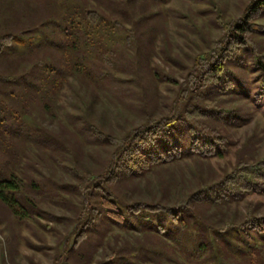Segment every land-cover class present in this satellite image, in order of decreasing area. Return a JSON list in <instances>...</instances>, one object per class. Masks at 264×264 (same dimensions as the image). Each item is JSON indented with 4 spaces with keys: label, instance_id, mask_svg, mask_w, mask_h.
I'll list each match as a JSON object with an SVG mask.
<instances>
[{
    "label": "trees",
    "instance_id": "obj_1",
    "mask_svg": "<svg viewBox=\"0 0 264 264\" xmlns=\"http://www.w3.org/2000/svg\"><path fill=\"white\" fill-rule=\"evenodd\" d=\"M166 1H54L48 16L58 43L29 48L19 35L44 13L43 3L0 0V264H16L18 239L50 254L51 264H90L93 255L77 250L92 232L102 238L99 226L144 213L221 223L231 202L264 195L263 135L253 125L237 145L232 130L251 113L230 103L264 104V0H247L237 16L213 4L210 19L220 32L181 62L180 78L162 68L165 59L177 61L161 10ZM118 31L123 46L110 47ZM160 82L172 95L160 92ZM63 83L71 109L48 128L42 123L56 116ZM231 151L229 169L208 163ZM245 209L238 225L264 232L257 206L248 201ZM233 224L227 219L220 229ZM22 227L39 243L21 235ZM40 229L54 236L51 245ZM122 246L94 264H114ZM261 257L252 251L247 264ZM28 264L41 263L29 257Z\"/></svg>",
    "mask_w": 264,
    "mask_h": 264
},
{
    "label": "rangeland",
    "instance_id": "obj_2",
    "mask_svg": "<svg viewBox=\"0 0 264 264\" xmlns=\"http://www.w3.org/2000/svg\"><path fill=\"white\" fill-rule=\"evenodd\" d=\"M54 1L59 2V5L67 2V0H41L44 13L28 27L27 32L19 35L27 47L54 46L55 43H58L60 37L50 33L55 28V17L48 16L49 11L54 12V6H56ZM246 2L247 0H167L161 10L167 18L169 50L177 61L175 63L165 59L166 64L163 66L160 64L162 68L171 70L175 78H180L182 74L181 62L187 63L188 56L194 52L207 50V43H211L220 32L210 19L213 4L222 7L227 15L237 16ZM62 7L59 8L63 9ZM259 22L264 24V17ZM109 36L111 38L110 47L123 46L122 37L124 34L122 32L118 31ZM130 40L132 41V38ZM161 45L160 39L157 38L155 48L157 49ZM160 56L163 57V54L160 53ZM153 59L157 62L155 57ZM80 62L84 63L85 61L80 60ZM165 86L163 82L159 83L160 92L166 96L172 95L173 92L166 89ZM70 94L68 85L63 83L58 100L54 103L56 116L45 115L42 123L44 126L55 128L58 120H63L65 112L71 109L68 105ZM160 102L165 105L164 102H168V98L163 96ZM230 103L239 105L243 110L251 113L249 122L232 130L233 138L238 142L237 145L250 132L252 126L256 125L263 135V140L259 143L258 148L259 153H262L264 151V104L255 105L251 101L245 102L243 98L239 97L231 100ZM106 105L112 112H115L113 105L109 103ZM167 111L166 105L161 106L162 114ZM110 119L115 121L114 118L110 117ZM113 125L118 130L116 124ZM232 159L231 151L227 157L223 159L211 158L208 163L220 172L222 168L229 169ZM181 166L186 172V165L182 162ZM248 201L257 206L256 216L264 215V195L255 194L246 196L240 202H231L225 209V217L221 223L215 221L216 217H211L203 222L189 221L184 224L180 221L175 222L162 213H144L136 218H125L121 225L109 223L103 228L101 227L102 229L99 226L103 234H101L102 238L97 239V233L92 232L88 239L82 243L77 253L92 254L90 264H94L103 254H109L114 246L123 244L118 253L122 255L113 259L114 264H247L248 256L252 251H255L262 256V259H259V264H264V232L259 234L238 225L241 216L245 213ZM51 208L54 212H59L58 207L52 206ZM65 212L69 214L68 211ZM227 219L236 224L226 227L225 230L220 229ZM54 226L61 229L62 224ZM32 230L29 227H22L21 235L27 236L31 242L38 244L39 241L33 235ZM39 233L46 238L49 245L54 242L52 234L41 229ZM16 250L17 255L14 256L16 264H28L29 257L41 264L52 263L50 254L30 248L22 239H18ZM46 252L50 253V250Z\"/></svg>",
    "mask_w": 264,
    "mask_h": 264
}]
</instances>
